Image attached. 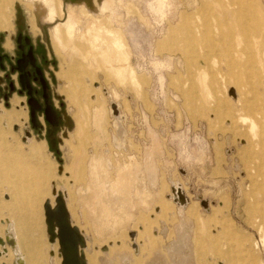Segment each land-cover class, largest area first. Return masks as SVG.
I'll return each instance as SVG.
<instances>
[{
	"label": "rangeland",
	"instance_id": "obj_1",
	"mask_svg": "<svg viewBox=\"0 0 264 264\" xmlns=\"http://www.w3.org/2000/svg\"><path fill=\"white\" fill-rule=\"evenodd\" d=\"M5 2L0 220L17 219L21 233L24 216L45 213L47 200L55 205L54 184L68 192L96 264H123L118 252L144 264L141 254L158 244L154 231L166 247L175 226L173 264H264V0L228 22L230 0ZM69 17L76 22L67 29ZM88 18L109 31L100 41L88 33ZM17 35L32 41L57 125L43 112L32 120L16 64L4 56H18ZM112 101L124 120L114 119ZM173 184L188 195L184 209L171 199ZM146 236L154 243L142 253ZM43 239L37 256L48 264L49 235ZM23 250L31 256L32 248Z\"/></svg>",
	"mask_w": 264,
	"mask_h": 264
},
{
	"label": "bare ground",
	"instance_id": "obj_2",
	"mask_svg": "<svg viewBox=\"0 0 264 264\" xmlns=\"http://www.w3.org/2000/svg\"><path fill=\"white\" fill-rule=\"evenodd\" d=\"M51 1V0H50ZM217 1H219V0H215V3L217 2ZM235 1V0H234ZM234 1H232V0H230V2H227V6H226V11H227V14L226 15H223L222 17H223V19L225 20V21H227L228 20V18L229 17H232V18H237V16L239 15V13H240V11L241 12H246L247 10H245V8H247V6L248 7H250L251 6V4H253V2H255V0H236V2L240 5V7H241V10H234V9H232V7H233V5H236V3L234 2ZM48 2V1H47ZM46 2V3H47ZM5 0H2L1 1V4H0V6H4L5 5ZM50 3V2H49ZM48 3V4H49ZM52 3H54V2H52ZM217 4V3H216ZM249 4H250V6H249ZM51 5L52 4H49V6L46 4V6H47V8H48V14H49V18L50 19H52L51 21H53V19L56 17V14H55V12H54V10L51 8ZM54 5V4H53ZM60 5V4H59ZM60 7H61V5H60ZM60 7H59V9H60ZM53 8H54V6H53ZM243 8V9H242ZM58 10V9H57ZM69 12L71 13V10L69 9ZM61 13H62V9H61ZM60 13V14H61ZM76 13H78V12H76ZM69 15V14H68ZM76 15H78V14H76ZM241 15H242V13H241ZM59 16V15H58ZM61 16H63V15H61ZM70 18V17H69ZM69 18H67V20L69 19ZM71 18H73V12H72V16H71ZM71 18H70V20H71ZM74 18H75V16H74ZM80 18V16L78 17V19ZM84 18V17H83ZM76 19V18H75ZM70 20L66 23L67 24V29H70L72 26H74V24H75V22H76V20H75V22H72V20H71V22H70ZM81 20V19H80ZM184 20H185V17H184ZM3 22V21H2ZM228 22V21H227ZM62 24H60V26H61ZM87 31H88V33L90 34V35H93V38H94V36L96 37V38H98L99 39V41H100V38H102V37H104V35H105V33H108L109 31L107 30V28L106 27H104L103 25H101V24H98L96 21H94V19H91V18H88L87 19ZM84 27V26H83ZM84 29V28H83ZM54 30V32H55V34L56 35H58L57 37H58V40L61 38V33L59 34L58 32H59V27L58 28H56V29H53ZM77 30V29H76ZM83 31V30H82ZM53 32V33H54ZM80 32V31H79ZM64 33H65V30H64ZM63 33V34H64ZM85 33V32H84ZM54 35V34H53ZM89 35V36H90ZM107 35V34H106ZM64 36V35H63ZM81 37V36H80ZM116 38V37H115ZM115 38H113V39H115ZM64 39H65V37H64ZM83 39H84V37H83ZM95 39V38H94ZM93 39V40H94ZM108 39H110V36L108 37ZM107 39V40H108ZM117 39V38H116ZM87 40V39H86ZM89 40V39H88ZM106 39H104V41H105ZM90 41V40H89ZM103 41V40H102ZM101 41V42H102ZM109 41V40H108ZM116 42H117V40H115ZM92 42V41H91ZM106 42V41H105ZM110 42V41H109ZM114 42V41H113ZM93 43H94V41H93ZM115 44V43H114ZM113 44V45H114ZM100 45V44H99ZM163 46V48L165 47L164 45H166L165 43L164 44H162ZM168 45V44H167ZM167 45H166V48H167ZM94 46V45H93ZM109 46V45H108ZM112 46V45H111ZM119 46V45H118ZM160 46V45H159ZM102 47V46H101ZM112 48H114V47H112ZM117 48V47H116ZM119 48V47H118ZM168 48H170L169 46H168ZM171 49V48H170ZM160 50H162V48L160 49ZM159 50V51H160ZM163 50H165V48L163 49ZM168 50V49H167ZM109 51V50H108ZM110 52V51H109ZM112 52H114V50L112 51ZM117 52V51H116ZM175 52V51H174ZM105 52H103V54H104ZM101 54H102V51H101ZM110 54V56H111V54H114V53H109ZM107 55V54H106ZM103 56V55H102ZM108 56V55H107ZM118 57V56H117ZM105 58V57H104ZM111 58H112V56H111ZM119 58V57H118ZM97 87V86H96ZM232 97H236V91H235V95L234 96H232ZM112 102H114V101H112ZM112 105H115L116 107H117V110H115L113 107L111 108V112H112V115H113V117H114V119L115 120H117V121H119L120 119H122V120H124L125 119V117L122 115V113H121V111H120V106L116 103L115 104V102L112 104ZM97 109V108H96ZM119 111V112H118ZM103 112V111H102ZM98 113V112H97ZM118 113V114H117ZM99 114V113H98ZM96 116V115H95ZM101 117V116H100ZM30 138L31 137H29L28 138V141H27V143L28 144H30ZM93 163H94V160H93ZM92 163V164H93ZM93 167H94V165H93ZM171 193H172V196H171V199H173V201H174V203L175 204H177L179 207H181V208H186L188 205H189V203H190V200H189V198H188V195L186 194V192H185V190L183 189V187H182V185L181 184H173L172 185V188H171ZM53 194H54V196H55V198H56V201H55V205L53 204V203H51V201L50 200H47V201H49L50 202V205H51V207L52 208H55L56 207V205H57V198L59 197V196H62V198H63V201H64V203H65V205H66V208H67V210H68V212H69V195H68V192H62V191H60V192H57L56 191V188H55V185L53 184ZM46 201V202H47ZM45 202V203H46ZM45 205V204H44ZM203 206L206 208V209H209V203H208V201H205V203L203 204ZM160 210H162V209H160ZM45 211V210H44ZM69 215H70V212H69ZM70 221H71V224L73 225V226H76V225H74V222H73V220H72V217H71V215H70ZM10 222V223H9ZM9 222L7 221L6 223L9 225V226H6V229H5V232H6V238L8 239V240H11L14 236H15V234H16V231H15V228H14V226H13V224H12V222L9 220ZM80 230V232H81V234L83 235V237L85 238V247L84 248H81L83 251H84V254H85V261H86V263L87 264H94V261H93V258L91 257V255L89 254V250H90V247H91V245H90V243H92V241H91V239L86 235V233L84 232V231H82L81 229H79ZM15 238V237H14ZM134 239V238H133ZM13 240V239H12ZM55 243H58V240L55 242ZM55 243H53V244H55ZM58 245H59V243H58ZM111 245V244H110ZM109 245V246H110ZM134 247L136 248V251H138V246L136 245V244H134ZM109 248V247H108ZM108 248H105L104 250L102 249V248H100L99 250H101V251H104L105 253H107V249ZM57 249H55V250H53L51 253H49V255H50V257H51V262H50V264H62V254H61V251H60V246H59V252L58 251H56ZM58 257V258H57ZM9 259H12V261H13V264H27V262H26V260L20 255V250H19V247H18V245L14 248H11V250H10V255H9Z\"/></svg>",
	"mask_w": 264,
	"mask_h": 264
},
{
	"label": "crops",
	"instance_id": "obj_3",
	"mask_svg": "<svg viewBox=\"0 0 264 264\" xmlns=\"http://www.w3.org/2000/svg\"><path fill=\"white\" fill-rule=\"evenodd\" d=\"M68 5H70V6H76V3H74V4H68ZM51 37H52L53 44H55L56 40L54 39V37H53L52 34H51ZM15 220H16L15 223H13L10 220L12 222L14 228H15V231H16V234L14 236L15 238L13 237L12 238L13 240L12 239L11 240H8L6 238V236H5L6 235V232H5V229H4V231H3V234L4 235L0 231V245L3 242V240H6V245H5L6 248H13V247L15 248L18 245L19 250H20V255L26 260L27 264H32V263L33 264H40L41 261L39 260V258L37 256V253L38 252H37L36 248H39L40 246L44 245V243H45V239H43L44 238V235H45V233L48 234L45 213L41 212L40 210H36L34 212V214L28 215V216H24V224L27 225L28 227H26V229H24L23 231H21V233H20V230L17 228L18 221H17V219H15ZM7 221L9 222V219H6V220H3L2 219V220H0V225L9 226L6 223ZM43 224H45L46 227H45V225L43 226ZM176 227L177 226H175L173 228V234H174L173 235V240H172V242L169 245L173 244L175 242V240H176V236H175V233L177 232ZM168 230H169V227H168ZM154 233L155 234H158V230H155ZM155 234H154V237L156 238V240L158 242V244H156L157 245L156 246V249L154 250L155 247L152 246V251L151 252H148L147 251V253L144 252V253H146L145 255L141 254L143 256V258L146 257V259H147L144 264H173V262L171 261L169 255H168V252H167V248H168L169 245L166 246V247L163 246L162 243H161V240L159 239L160 236L159 235H155ZM150 239L151 238H149V236H146V238L144 237V242L139 243L140 245L143 244L141 246L140 252H142V247H145V245L148 246L151 243H154ZM134 240H135V242L138 240V235H137V238L134 239ZM49 242H50V249L48 251L49 253L52 252V249H53V247L55 245H57V248H59L58 243L53 244L50 241V238H49ZM155 243H156V241H155ZM159 243H160L161 246H163L164 251H161V249H158L159 248ZM29 247L32 248V251H31V256L30 257H27L26 254L24 253L23 248H29ZM0 248H1V246H0ZM8 250L9 249H7L6 253L0 254V264H9L6 261V260H9V255H10V251H8ZM58 250L59 249H57V251ZM94 251L95 250H92V247H90L89 254L93 258L94 264H96L97 258H96V255H94ZM162 252H164L165 254H163ZM119 253H121V252H118L115 255V257H116V260L115 261L119 260V262L120 263H123V264H126V263L123 262L122 260H124L126 262H131V264H135L136 263V260H137L136 256L137 255H135V260H131L130 261V257L129 256H125V255L124 256H121L122 260L119 259V257H118V254ZM123 253H128V252H123ZM139 260H141V258L138 259V262H139ZM49 262H48V264H49ZM12 264H13V261H12ZM102 264H111V262L102 260ZM138 264H143V263L140 261V263H138Z\"/></svg>",
	"mask_w": 264,
	"mask_h": 264
},
{
	"label": "water",
	"instance_id": "obj_4",
	"mask_svg": "<svg viewBox=\"0 0 264 264\" xmlns=\"http://www.w3.org/2000/svg\"><path fill=\"white\" fill-rule=\"evenodd\" d=\"M41 80L44 86H46L43 76H41ZM27 84L28 88H30V83L28 82ZM29 105L31 106L32 120L35 122L36 112L40 110L41 107L33 98L29 100ZM112 107L117 110L115 105H112ZM45 115L46 120L51 125L58 124V117L52 106L47 105ZM44 210L47 232L52 243L58 240L63 259L62 264H87L84 251L81 249L85 247V238L81 234L79 228L71 224L70 215L62 196L57 198V205L55 208H52L50 202L47 201L44 205Z\"/></svg>",
	"mask_w": 264,
	"mask_h": 264
},
{
	"label": "flooded vegetation",
	"instance_id": "obj_5",
	"mask_svg": "<svg viewBox=\"0 0 264 264\" xmlns=\"http://www.w3.org/2000/svg\"><path fill=\"white\" fill-rule=\"evenodd\" d=\"M6 33L9 34V32ZM15 41H16V50L18 51V56H11L8 54L4 56L6 57V60L9 59V61L15 62L16 68L18 70L19 82L23 88V91L25 90L26 92L27 100L29 101L31 98L35 99L38 105L41 107V109L38 110L37 113L43 112L45 115V109L47 105H50L49 82L46 81L47 78L45 79L44 72L41 69V67L38 65V58L36 56L31 39L26 36L17 35ZM10 44L12 47L11 41ZM6 47H7V43H6ZM0 48L4 49V46L0 44ZM0 67L1 68L5 67L4 57L2 55H0ZM41 76L44 77L46 86H44L41 80ZM28 82L30 83L31 86L30 88H28V84H27ZM11 86L12 88H14V84H11ZM23 91H21V93H23Z\"/></svg>",
	"mask_w": 264,
	"mask_h": 264
},
{
	"label": "built area",
	"instance_id": "obj_6",
	"mask_svg": "<svg viewBox=\"0 0 264 264\" xmlns=\"http://www.w3.org/2000/svg\"><path fill=\"white\" fill-rule=\"evenodd\" d=\"M117 108V107H116ZM119 112V111H118ZM28 137H31V135H30V133L28 132ZM5 245H6V240H3V242L1 243V247L3 248V251L2 252H0V254H2V253H6V251H7V248L5 247Z\"/></svg>",
	"mask_w": 264,
	"mask_h": 264
}]
</instances>
